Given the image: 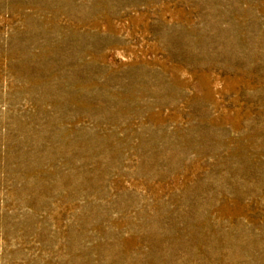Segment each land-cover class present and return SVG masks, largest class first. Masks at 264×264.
Listing matches in <instances>:
<instances>
[{
	"label": "rangeland",
	"instance_id": "obj_1",
	"mask_svg": "<svg viewBox=\"0 0 264 264\" xmlns=\"http://www.w3.org/2000/svg\"><path fill=\"white\" fill-rule=\"evenodd\" d=\"M0 264H264V0H0Z\"/></svg>",
	"mask_w": 264,
	"mask_h": 264
}]
</instances>
